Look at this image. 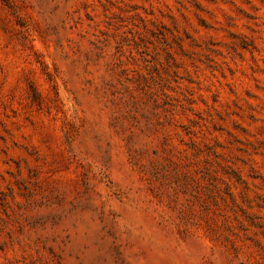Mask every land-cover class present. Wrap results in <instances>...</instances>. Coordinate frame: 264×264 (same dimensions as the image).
Masks as SVG:
<instances>
[{
	"label": "rangeland",
	"instance_id": "obj_1",
	"mask_svg": "<svg viewBox=\"0 0 264 264\" xmlns=\"http://www.w3.org/2000/svg\"><path fill=\"white\" fill-rule=\"evenodd\" d=\"M0 264H264V0H0Z\"/></svg>",
	"mask_w": 264,
	"mask_h": 264
}]
</instances>
